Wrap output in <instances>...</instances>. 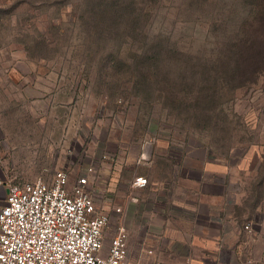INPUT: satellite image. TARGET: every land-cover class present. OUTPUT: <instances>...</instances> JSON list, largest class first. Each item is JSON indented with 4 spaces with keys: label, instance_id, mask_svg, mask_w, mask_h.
<instances>
[{
    "label": "rangeland",
    "instance_id": "374dc122",
    "mask_svg": "<svg viewBox=\"0 0 264 264\" xmlns=\"http://www.w3.org/2000/svg\"><path fill=\"white\" fill-rule=\"evenodd\" d=\"M258 2L0 0L8 178L94 167L101 207L118 163L127 178L178 170L169 201L143 207L175 228L138 230L147 264L263 258L264 68L243 81L234 52Z\"/></svg>",
    "mask_w": 264,
    "mask_h": 264
},
{
    "label": "built area",
    "instance_id": "2783aa9c",
    "mask_svg": "<svg viewBox=\"0 0 264 264\" xmlns=\"http://www.w3.org/2000/svg\"><path fill=\"white\" fill-rule=\"evenodd\" d=\"M94 174V167H88L72 179L57 169L49 180L37 177L11 183L0 210V264H128L124 224L103 252L110 218L97 208ZM147 184L144 176L132 183Z\"/></svg>",
    "mask_w": 264,
    "mask_h": 264
},
{
    "label": "crops",
    "instance_id": "0c3cea01",
    "mask_svg": "<svg viewBox=\"0 0 264 264\" xmlns=\"http://www.w3.org/2000/svg\"><path fill=\"white\" fill-rule=\"evenodd\" d=\"M119 164L121 163L116 165V170L112 171L113 173L111 174L109 180L105 183L108 193L107 196L102 200V206L100 207V205L97 203L98 210L108 214L110 218V222L104 230L103 252L108 250L111 239L118 232V228L123 217V213L118 211V209L121 208L123 209V212L127 214H125V221L128 231V264H147V262L157 258V253L154 254V250L148 248V245L153 242V239L146 234L138 233V230L144 228L172 230L175 228L170 226L173 224L172 220L153 221V219L149 218V214L143 207L149 202L159 204L161 203L159 200H162V204H165L166 201H169L167 194L171 193V191L174 189L173 187L176 184L178 178V170H176L177 172L174 174L169 176H161L159 178L151 177L149 174H147L149 176V180L146 186L131 187L133 181L137 177L143 175H136L135 177L133 176L134 178H127V176L123 174V169H121L124 165ZM182 178L184 179V177ZM11 183L13 182L8 178L4 165L0 161V210L6 203L9 193V185ZM162 193H164L166 197L162 196ZM162 237L163 236L159 238V241L156 240V242L159 243ZM166 238L167 235L165 234L163 239ZM255 258L256 259L249 260H251L253 264H264V257L262 258L261 255H257ZM213 264L220 263L214 262Z\"/></svg>",
    "mask_w": 264,
    "mask_h": 264
},
{
    "label": "trees",
    "instance_id": "16d2710c",
    "mask_svg": "<svg viewBox=\"0 0 264 264\" xmlns=\"http://www.w3.org/2000/svg\"><path fill=\"white\" fill-rule=\"evenodd\" d=\"M258 15L253 21L245 24L243 36L234 43V50L238 56V68L243 71L240 77L255 75L264 68V0L256 4Z\"/></svg>",
    "mask_w": 264,
    "mask_h": 264
}]
</instances>
